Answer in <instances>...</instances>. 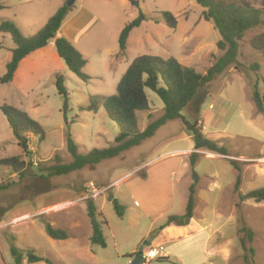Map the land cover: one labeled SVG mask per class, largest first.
I'll return each mask as SVG.
<instances>
[{
	"label": "rangeland",
	"instance_id": "1",
	"mask_svg": "<svg viewBox=\"0 0 264 264\" xmlns=\"http://www.w3.org/2000/svg\"><path fill=\"white\" fill-rule=\"evenodd\" d=\"M44 1L0 0V24L3 21L12 20L11 22L20 26L22 30L20 32L24 36H33L32 29L44 24V20L53 14V10L62 7L67 2V0ZM133 1H138V5H133ZM245 1L258 8L262 6L263 2V0ZM43 3H49V5L43 6ZM80 3L88 4L101 21L92 34L86 38L90 42V50L96 53L95 61H90L89 67L94 68L97 72L103 69V67L96 66V64L102 66L104 61V55L101 53L102 46L111 45L114 42L117 44V27L134 20L140 12L147 18L133 30L130 48L127 55L125 54L128 61H132L140 55L158 56L164 60L174 57L178 61L182 60L184 66L193 67L198 72L205 74L214 63L215 57L222 54L216 46L221 36L211 22L203 19V9L195 0H131L126 4L121 0H92L91 2L77 0L70 10L78 7ZM164 11H169L176 17L177 27L175 29L169 28L164 23H155V19H158ZM102 29L107 30L108 33H104L105 31ZM263 31L261 26L249 31L240 44L238 56L240 66L238 69L233 68L235 70L233 75L239 74L238 77L241 78H235L233 86L229 83L227 86H222L215 82L213 86L205 87L206 89L209 87L208 91H212L217 84L216 94L204 96L201 100L198 99V105L185 108L183 115L186 119L193 121L197 113H200L201 118L204 119L208 111L213 112V110H209V106H216L217 109V103L221 101L219 105L223 106L222 109L227 108L220 119L221 124L226 127L228 122H232V126L228 125V127L245 136L238 140L239 143L249 141L251 138L261 140L260 126L256 127L251 123L250 111L252 108L244 102L247 112L244 113V118L240 119V112L236 109L238 105L228 104L224 99L229 102L227 97L232 93L229 88L237 85L244 86L247 81L252 89V84L258 75L259 89L264 93V84L261 82V79L264 78V58L261 52L250 46V40ZM0 45L3 47L0 49L1 77L6 71V63L11 58L10 50L14 48V44L9 35L0 34ZM35 58L36 54H32L21 64L19 75L24 78L22 83L16 80L10 84H0V107L8 104L27 112L32 119L42 125L46 132L45 141L37 147L34 145L37 163L35 162L31 168H28L29 172L26 176L13 174L8 169L0 170V187H2L0 189V264L15 263L11 253L13 246L22 253H26L30 249L34 250L37 255L51 260L54 264H127L128 257H124L123 260L122 256H125L126 253L122 252H131L134 249L133 244L138 235L143 232V227L140 224L137 228L129 229L131 210L125 204L130 198L128 182H124L116 188H113V184L119 178L129 174L143 159L144 153L149 149L147 144L132 148L97 166L88 165L66 175H49L52 167L57 165L56 157L61 158V162L58 164H68L73 160L67 151L66 136L68 132L72 135L82 154L95 148H107L114 143L119 128L108 117L102 104V97L106 98L116 94L117 87H114V82L117 78L121 80L123 75L119 72L114 78L108 76L102 83L92 79L83 81L66 69V72L61 75L65 78V87L70 101L64 114L63 100L58 94L55 80L51 79L50 70ZM254 64L260 66L255 72L252 69ZM233 75L229 79H232ZM202 93H204V89L199 92V98ZM147 95L153 112L150 110L151 113L150 111L138 113L141 131L163 114L164 105L161 99L150 90H147ZM219 96L220 100L216 99ZM91 102L97 103L96 111L80 110L81 107L89 106ZM150 115L151 118H149ZM255 120L260 119L257 117ZM244 121L247 123L245 124ZM157 138L159 140V137ZM183 138L187 140V144L182 143L181 145L184 147L193 145V139L186 133ZM19 155L20 150L16 140L6 118L0 111V158ZM23 160L27 161L24 157ZM203 161V166H209L207 160L203 158ZM261 163L262 161L257 158L246 163L249 166V179H246L242 186L244 195L264 187V174L256 176L255 173L256 166H260V170L264 169V164ZM175 178L172 177V180L175 181ZM90 183L97 187H104L106 184L112 186H110L112 189L107 190L97 200L99 206H102L103 201L105 203L102 209L104 219L107 221V225L103 226L107 240L105 249L91 246L89 240L85 238V225L88 220L82 204L87 198H90ZM109 195H112L113 198L117 196L119 203L125 207L122 217L118 216L113 203L108 200ZM237 202L239 205L238 215L241 217L239 226L245 225L254 232V239L250 244L255 249L253 264H264V203H255L251 199L244 201L237 199ZM174 211L176 212V209ZM206 213L211 214L212 211L206 209ZM45 221L50 222L55 228L66 230L75 237L67 240L51 239L45 232L43 225ZM88 230H91L90 226ZM146 241H148V245L144 250L155 247L156 242L153 237H145L140 244L142 245ZM115 242L118 244L115 245ZM183 243L165 242L162 247L165 249L163 252L166 250L178 251V246ZM197 245L196 257L199 259L194 264L199 263L205 257L202 243L198 242ZM171 254L170 262L153 260L149 264H179L173 257L174 253L171 252ZM244 255L245 251L243 250V256L240 257L243 260L239 258L233 264H246L243 262ZM23 264H27L26 261ZM34 264L47 263L37 262Z\"/></svg>",
	"mask_w": 264,
	"mask_h": 264
},
{
	"label": "trees",
	"instance_id": "2",
	"mask_svg": "<svg viewBox=\"0 0 264 264\" xmlns=\"http://www.w3.org/2000/svg\"><path fill=\"white\" fill-rule=\"evenodd\" d=\"M195 2L203 9V19L211 22L219 32L221 38L216 46L222 54L215 57L214 63L205 74L198 72L193 67L182 65L174 57L164 60L158 56L140 55L134 58L118 83L116 94L106 98L102 97V104L108 117L119 128V133L114 143L107 148H95L82 154L79 152V146L73 140L70 132H68L66 136L67 151L73 160L68 164H58L61 162V158L59 156L56 157L57 165L52 167L49 172L50 176L66 175L81 170L85 166H97L103 161L116 158L128 150L142 145L143 142L152 138L160 127L173 120L180 121L185 130L191 135L195 150H204L228 158V149L218 142L207 138L201 126H199V121L190 122L186 120L182 111L191 104L199 91L207 87L217 76L224 74L231 68L238 69L240 66L238 62L240 44L245 35L260 26L264 29V0L259 8L245 0H195ZM70 9L71 7L66 4L60 7L37 34L29 37L24 36L17 25L11 21H3L0 24V34L9 35L14 44V48L10 50L11 58L6 63V71L0 77V84L11 83L20 62L36 50L47 47L51 42H54L56 52L66 67L81 80H89V76L83 72V68L86 65L83 55L68 39L56 37L65 17L71 11ZM146 18L145 14L140 12L137 18L124 26L118 40L120 56L125 54L131 32L138 28ZM155 23H164L171 29L177 27V19L169 11L162 12L160 17L155 19ZM250 46L252 49L261 52L264 58V31L256 34L250 40ZM2 48L0 45V49ZM259 68L258 64H254L252 67L254 72ZM258 78L259 75L252 84V101L257 112L264 114V93L259 89ZM261 82L264 84V78L261 79ZM55 86L63 100V112L65 114L70 98L65 87L64 76H56ZM147 90L152 91L161 99L164 105L163 114L157 120L150 122L145 130L141 131L138 113H148L151 110ZM96 105L97 103L91 102L89 106L81 107L80 110L96 111ZM0 111L6 118L20 150L19 156L0 158V170L8 169L13 174L26 176L29 172L28 168H31L36 162L34 145L37 147L45 141L46 132L39 122L32 119L27 112L19 108L4 104L0 107ZM149 118H151V115ZM199 156L195 152L190 156L192 183L188 190L185 213L181 216H169L165 223L151 234V237L154 238L162 229L169 225L186 226L192 220L195 209V193L199 182L195 165ZM23 157L27 161L23 160ZM228 161L240 171L238 162L233 159H228ZM241 182L242 179L239 174L234 186V193L238 194L240 201L251 199L255 203H264V187L242 195L239 192ZM108 199L113 203L118 216L122 217L125 207L111 195H109ZM85 202L87 216L92 229L90 242L92 245L105 249L107 241L103 233V226L107 225V221L98 213L94 199L90 197ZM43 225L46 234L51 239H68L69 235L66 230L55 228L48 221L43 222ZM240 234H242L240 237L241 246L245 251L244 262L253 264L255 249L250 244L253 242L254 232L243 225L240 228ZM11 253L15 260L14 264H23L25 261L27 264L37 262L54 264L51 260L37 255L31 249L26 251V253H22L13 246ZM159 260L167 259L160 258Z\"/></svg>",
	"mask_w": 264,
	"mask_h": 264
},
{
	"label": "crops",
	"instance_id": "3",
	"mask_svg": "<svg viewBox=\"0 0 264 264\" xmlns=\"http://www.w3.org/2000/svg\"><path fill=\"white\" fill-rule=\"evenodd\" d=\"M38 1L42 2V0ZM89 1L91 2L92 0ZM127 1L131 0H121L124 4H126ZM21 2H26V0H21ZM44 2L47 1L45 0ZM45 5H49V3H43V6ZM91 5L93 6V2ZM59 8L53 10V14H50L49 18L44 20V24L32 29L31 34H37ZM100 22L96 12H94L88 4L80 3L78 7L72 9L67 14L56 37L68 39L86 60V65L83 68L84 73L89 76V79L98 80L103 83L108 76L114 78L119 72H121V75H124L133 61H128L126 57L130 48L129 44L133 31L128 38L125 51L126 55L124 54L122 56L124 57L123 59L119 55V43H117V45L114 42V44L102 46L101 53L104 55V61L102 66L100 64H96V66L103 67V69L97 72L94 68L89 67L90 61H95L96 53L90 50L91 45L86 38L92 34L99 26ZM127 23L120 24L117 27L116 37L118 40L122 29ZM16 25L22 32L20 26L17 23ZM103 31H105L104 33L106 34L108 33L105 29ZM90 53L91 55H89ZM32 54H36V61L44 64L45 68L50 70L52 80H55L57 75L65 73L66 69L68 70L62 59L58 56L54 47V42H51L45 48L36 50L30 55ZM30 55L20 62L12 82L19 80L22 83V81H24V78L19 75V70L21 64L25 62ZM190 55L192 56L191 53ZM118 56L119 58H117ZM179 62L185 65L182 60ZM234 71L235 70L231 68L228 72L217 76L208 86H213L215 82H217V84L220 83L222 86H227L228 83L233 86V82L241 78L238 77L240 76L239 74L233 75ZM232 75L233 78L229 79ZM119 81L120 78H117L114 82V87H117ZM217 84H215L216 88ZM209 87L208 89L203 88L204 93H202L201 97H198V93L189 106L198 105V99L201 100L204 96L216 94V88L212 91H208ZM229 89L232 91L227 97L229 102L226 101V99H224V101L228 104L231 103V105H238L236 109L240 112V119H243L244 113L247 112L244 102L252 108L250 111L251 123L256 127L257 125L260 126L261 140L251 138L249 141H241V143H239L238 140L245 138V136H242L237 131H232L228 127V125H230V127L232 126V122H228L226 127L221 124L220 119H222L221 117L227 111V108L222 109L223 106L219 105V103H221L220 101L217 103V109L216 106H209V110H213V112L208 111L204 119L201 118L202 116L200 113H197L193 121L190 122L198 120L199 126H201L207 138L218 142L228 149V158L204 150H195L194 141L193 145L187 147L181 145L182 143L187 144V140L183 138L184 133L189 137H191V135L178 120L167 122L157 130L152 138L143 142V144H147V148H149L144 153L143 159L129 174L119 178V180L113 184V188H116L124 182H128L130 198L127 199L125 204L131 210L129 229L137 228L140 224H142L143 227V232L138 235L133 244L134 249L131 252H122L126 253L124 254L125 256H122L123 260L124 257H128L126 259L127 264H131L132 258L145 237H151V234L163 225L169 216H181L185 213L188 190L192 183L190 156L194 152L200 155L195 165V171L199 176V182L195 193L194 216L186 226H176L172 224L162 229L154 237V241L156 242L154 246L158 247L160 250L161 257L167 259L165 262H170L172 252L174 253V259H176L179 264H194L195 261L199 259V257H196L198 242H201L203 245L202 248L204 249L205 257L196 264H233L235 260L243 256V249L240 242L241 227L239 226L241 217L238 215L239 205L237 202L239 197L238 194L234 193V186L240 174L242 182L239 192L244 195L242 186L246 179H249V166L246 163L257 158L262 161L261 164H264V114H259L256 110L254 102L252 101V92L248 81L244 86L239 87L237 85ZM216 99L220 100V96ZM255 117H258L260 120H255ZM176 123L177 125H175ZM244 123L246 124L247 122L244 121ZM157 137H159V140ZM203 158L208 161L209 166H203ZM228 159H233L238 162L240 171L233 167ZM255 173L256 176H259L261 173L264 174V169L260 170V166H256ZM172 177H176L175 181L172 180ZM110 186L111 184H106L103 188L108 187V190H110L112 187ZM99 198L100 197L95 198L94 202L98 213L104 218L102 209L105 203L103 201L102 206H99L97 203ZM114 198L116 200L118 199L117 196H114ZM82 206L85 213H87L85 201ZM175 209L176 212L174 211ZM206 209H210L212 213H206ZM86 219L89 221L87 216ZM88 221L85 225V238L90 242L92 229L90 231L88 230L89 226L91 228L90 221L89 223ZM68 235V239L75 237L71 236L69 233ZM165 242L184 243L178 246V251L173 252L171 250H166L163 252L165 249L162 247ZM117 244L118 243L115 242V245ZM91 246L95 245L91 244ZM190 255H192V258H190ZM240 259L243 260L242 258Z\"/></svg>",
	"mask_w": 264,
	"mask_h": 264
},
{
	"label": "built area",
	"instance_id": "4",
	"mask_svg": "<svg viewBox=\"0 0 264 264\" xmlns=\"http://www.w3.org/2000/svg\"><path fill=\"white\" fill-rule=\"evenodd\" d=\"M35 163V162H34ZM109 188L97 187L93 183L89 186L90 197L91 198H98L102 194H104ZM161 252L158 247H150L149 249H145L142 252L140 264H149L151 261L160 259Z\"/></svg>",
	"mask_w": 264,
	"mask_h": 264
},
{
	"label": "water",
	"instance_id": "5",
	"mask_svg": "<svg viewBox=\"0 0 264 264\" xmlns=\"http://www.w3.org/2000/svg\"><path fill=\"white\" fill-rule=\"evenodd\" d=\"M76 2V0H67L66 5L68 7H72V5ZM133 5H138V1H133ZM148 245V241L144 242L142 245L138 247L137 252L135 253L134 257L131 260V264H140L141 256L144 248Z\"/></svg>",
	"mask_w": 264,
	"mask_h": 264
}]
</instances>
